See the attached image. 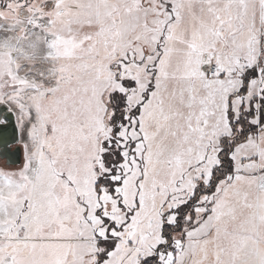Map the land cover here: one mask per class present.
<instances>
[{"label": "snow or ice", "instance_id": "6c2138e0", "mask_svg": "<svg viewBox=\"0 0 264 264\" xmlns=\"http://www.w3.org/2000/svg\"><path fill=\"white\" fill-rule=\"evenodd\" d=\"M0 264H264V0H0Z\"/></svg>", "mask_w": 264, "mask_h": 264}]
</instances>
